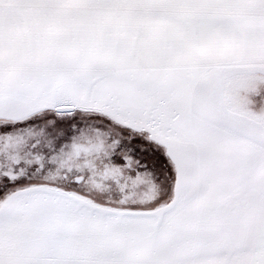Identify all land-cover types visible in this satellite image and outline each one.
Listing matches in <instances>:
<instances>
[{
  "label": "snow or ice",
  "instance_id": "obj_1",
  "mask_svg": "<svg viewBox=\"0 0 264 264\" xmlns=\"http://www.w3.org/2000/svg\"><path fill=\"white\" fill-rule=\"evenodd\" d=\"M0 264H264V0H0Z\"/></svg>",
  "mask_w": 264,
  "mask_h": 264
}]
</instances>
